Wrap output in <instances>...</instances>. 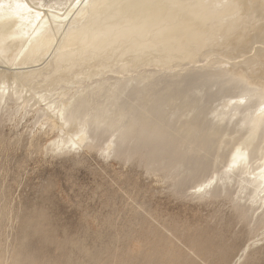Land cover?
I'll return each instance as SVG.
<instances>
[{"label":"bare ground","instance_id":"obj_1","mask_svg":"<svg viewBox=\"0 0 264 264\" xmlns=\"http://www.w3.org/2000/svg\"><path fill=\"white\" fill-rule=\"evenodd\" d=\"M81 1L0 0V62L32 63L20 79L39 78L38 97L59 94L49 107L63 131L49 150L87 147L126 160L138 154L148 170L173 174L178 194L200 182L194 195L205 186L200 197L227 196L249 222L261 209L255 221L264 224V0ZM62 18L70 20L63 35ZM73 80L77 88L69 90ZM12 95L6 103H18ZM237 174L245 196L228 189Z\"/></svg>","mask_w":264,"mask_h":264},{"label":"rangeland","instance_id":"obj_2","mask_svg":"<svg viewBox=\"0 0 264 264\" xmlns=\"http://www.w3.org/2000/svg\"><path fill=\"white\" fill-rule=\"evenodd\" d=\"M73 12L71 19L66 13L67 20L76 18ZM62 19L57 30L61 35L70 22L64 20V24ZM43 61L41 66L33 62L34 66H46ZM18 65L0 62V95L7 94L0 101V264H49L48 261L50 264H124L126 260L127 264H234L238 259L237 264H264V224L255 221L261 209L254 214L253 221L241 220L235 202L229 197L205 194L200 197L205 186L194 195L192 192L197 191L195 187L200 182L192 181L183 189L185 195L178 194L170 183L173 174L167 176L164 171L148 170L138 154L126 160L87 147L49 150L50 142L63 131L62 119L49 107L59 94L38 97L39 78L32 82L23 79L24 83L18 72L33 64ZM74 81L67 85L69 90L77 88ZM11 94L18 103H6L11 101L8 99ZM19 95L21 98L15 99ZM46 118L55 126L50 132ZM229 149L230 146L224 153ZM225 162L222 160L219 167L225 169ZM236 177L240 178L238 174ZM231 180L227 183L231 193L235 197L240 193L245 196L249 191L246 188L242 187L246 193H239L245 182L240 186L236 183L238 179ZM121 252L123 258L119 256L117 261ZM160 252L161 255L157 254ZM110 255L114 256L112 260ZM127 255L130 257L126 258ZM143 257L150 260L140 263ZM184 257L187 259L183 262Z\"/></svg>","mask_w":264,"mask_h":264},{"label":"snow or ice","instance_id":"obj_3","mask_svg":"<svg viewBox=\"0 0 264 264\" xmlns=\"http://www.w3.org/2000/svg\"><path fill=\"white\" fill-rule=\"evenodd\" d=\"M80 3V0H77V4H79Z\"/></svg>","mask_w":264,"mask_h":264}]
</instances>
